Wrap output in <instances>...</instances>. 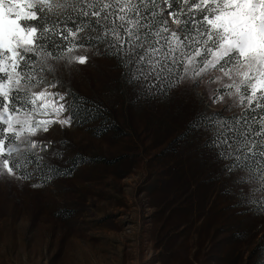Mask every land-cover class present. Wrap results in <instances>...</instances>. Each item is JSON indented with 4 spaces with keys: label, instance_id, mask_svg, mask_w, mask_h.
<instances>
[{
    "label": "rangeland",
    "instance_id": "rangeland-1",
    "mask_svg": "<svg viewBox=\"0 0 264 264\" xmlns=\"http://www.w3.org/2000/svg\"><path fill=\"white\" fill-rule=\"evenodd\" d=\"M50 63L60 80L52 91L84 97L104 116L92 111L33 138L51 141L41 155L70 174L0 182V264H264L258 184L226 173L208 134L188 128L201 110L224 113L208 95L218 84L187 79L149 97L114 57Z\"/></svg>",
    "mask_w": 264,
    "mask_h": 264
},
{
    "label": "snow or ice",
    "instance_id": "snow-or-ice-1",
    "mask_svg": "<svg viewBox=\"0 0 264 264\" xmlns=\"http://www.w3.org/2000/svg\"><path fill=\"white\" fill-rule=\"evenodd\" d=\"M102 54L149 97L187 79L218 84L209 99L232 115L201 110L189 131L207 133L205 147L224 171L257 183L264 197V0H0V182L70 174L41 155L51 141L33 139L56 124L71 127L80 119L76 101L87 103L51 90L60 80L50 61L83 65Z\"/></svg>",
    "mask_w": 264,
    "mask_h": 264
},
{
    "label": "trees",
    "instance_id": "trees-1",
    "mask_svg": "<svg viewBox=\"0 0 264 264\" xmlns=\"http://www.w3.org/2000/svg\"><path fill=\"white\" fill-rule=\"evenodd\" d=\"M69 11H70V10H69ZM33 23H34V22H33ZM100 47H101V49H102V48H103V45H101ZM106 56H107V55H106ZM107 57H109V56H107ZM76 105H77L78 108L81 109V113H80V115H83V114H89V112L95 111L96 113H93V114H92V117H91L92 120L104 116L102 111H100V110H98V111H96V110H91V109H90L89 107H87V105L84 104L82 101H76ZM83 109H87V111H83ZM102 110H105V109H102ZM106 110H107V109H106ZM114 127H115V125L112 124L111 127L108 128V130H111V129L114 128ZM106 131H107V130H105L104 132H106Z\"/></svg>",
    "mask_w": 264,
    "mask_h": 264
}]
</instances>
